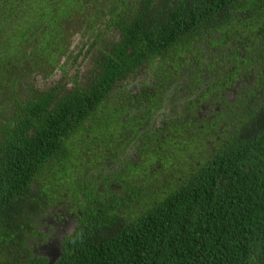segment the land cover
Listing matches in <instances>:
<instances>
[{"label":"trees","instance_id":"trees-1","mask_svg":"<svg viewBox=\"0 0 264 264\" xmlns=\"http://www.w3.org/2000/svg\"><path fill=\"white\" fill-rule=\"evenodd\" d=\"M47 217L51 264H264V0H0V264Z\"/></svg>","mask_w":264,"mask_h":264},{"label":"rangeland","instance_id":"rangeland-1","mask_svg":"<svg viewBox=\"0 0 264 264\" xmlns=\"http://www.w3.org/2000/svg\"><path fill=\"white\" fill-rule=\"evenodd\" d=\"M188 44H189V40H186L185 41V46H187ZM80 56L81 57H79L78 60L71 59V60H68L66 62V67L68 68V75L71 78V80H73V79L74 80H77V81L82 80L83 77H85V75H86V73L88 71L87 68H88L89 62H88V60L83 61V57L84 56L85 57H88V56L85 55L84 51H82V53H81ZM79 61H81V64L79 63ZM60 80H61V78L59 76H53V78H50V79L49 78L48 79L39 78L37 80V83L39 85L49 87V86L57 83ZM67 80L68 79H66V80H63L62 79V81H64V82H68ZM71 84L72 83L70 82L69 83V87L71 86ZM42 222H44V220H41L39 222L40 225L43 224ZM41 250H43L44 253H46L48 251H50V252L52 251V249L50 248V246L49 247H46V249H41Z\"/></svg>","mask_w":264,"mask_h":264},{"label":"flooded vegetation","instance_id":"flooded-vegetation-1","mask_svg":"<svg viewBox=\"0 0 264 264\" xmlns=\"http://www.w3.org/2000/svg\"><path fill=\"white\" fill-rule=\"evenodd\" d=\"M49 215V214H48ZM62 217H60L59 219H58V221H57V219L56 220H49V218L47 217V219H45V221H46V223H49V224H47V225H44V231L46 232V233H48V234H54V233H56L57 231H59V233H58V237H56L57 238V240L59 239V236L61 237V235L63 234V232H64V230L65 229H62V226H64V222L65 221H63L64 219H61ZM61 219V220H60ZM70 220H72L71 218H70ZM41 221V220H40ZM39 221V222H40ZM66 222H68V221H66ZM56 223H58V224H56ZM72 224H74V223H72ZM71 224V225H72ZM69 227V226H68ZM67 227V228H68ZM70 228V227H69ZM63 236V235H62ZM52 239H55V237L54 238H51V239H47L46 240V242L44 243V244H42L41 246H40V248L41 249H46V247H48V246H50L51 245V241H52ZM59 241H60V239H59ZM43 251V250H42ZM44 252V251H43ZM45 254H47V253H45ZM46 257V256H45Z\"/></svg>","mask_w":264,"mask_h":264},{"label":"water","instance_id":"water-1","mask_svg":"<svg viewBox=\"0 0 264 264\" xmlns=\"http://www.w3.org/2000/svg\"><path fill=\"white\" fill-rule=\"evenodd\" d=\"M50 248L52 249V251L46 252L47 254H45L43 251L41 252L42 255L47 257L49 264L53 263L60 255L61 247H60L59 239L58 240L57 238L52 239Z\"/></svg>","mask_w":264,"mask_h":264}]
</instances>
